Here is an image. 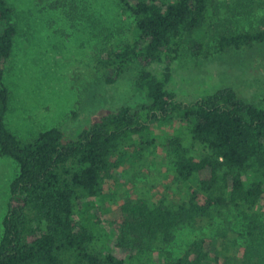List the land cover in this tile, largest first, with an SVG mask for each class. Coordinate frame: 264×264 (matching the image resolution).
Masks as SVG:
<instances>
[{"label":"trees","instance_id":"trees-1","mask_svg":"<svg viewBox=\"0 0 264 264\" xmlns=\"http://www.w3.org/2000/svg\"><path fill=\"white\" fill-rule=\"evenodd\" d=\"M119 2L134 24L101 54L98 67L114 84L137 66L135 85L146 103L101 115L75 139L56 127L22 139L5 122L10 91L3 78L17 26L0 0V158L18 167L2 220L0 264H153L154 256V264H232L230 244L219 248L214 237L195 239L180 256L168 250L179 229L210 224L230 209L243 223L241 243L230 242L236 255L244 264H264V104L246 102L231 87L180 101L166 88L168 72L154 71L157 64L168 70L185 42L197 53L202 35L217 34L222 52L263 43L264 29H223L229 20L219 16L217 0ZM173 120L184 132L162 145L171 173L165 187L131 190L104 220L98 204L104 182L120 169L125 149L141 156L146 149L135 137Z\"/></svg>","mask_w":264,"mask_h":264},{"label":"rangeland","instance_id":"rangeland-1","mask_svg":"<svg viewBox=\"0 0 264 264\" xmlns=\"http://www.w3.org/2000/svg\"><path fill=\"white\" fill-rule=\"evenodd\" d=\"M6 2L13 11L17 26V36L3 78L10 91L5 122L14 134L28 139L56 127L63 131L66 139H75L82 129L89 128L101 115L120 107L139 110L146 103L135 85L137 66L130 67L114 84L105 83L98 67L101 54L126 39L134 24L131 13L119 0ZM217 3L228 7H219V16H224V22L229 20L223 29L228 27L232 33L264 29V0H217ZM210 33L206 32L207 35ZM216 39L217 34L202 35L197 53L190 41L185 42L168 70L164 64H157L154 71L159 76L168 72L166 88L180 101L192 102L201 95L231 87L239 98L262 107L264 42L221 52L215 47ZM183 132L179 123L173 120L157 123L135 137V142L146 150L138 156L127 147L122 154L120 169L104 182L106 197L98 203L105 209L100 210L104 220L111 217L110 211L127 193L130 195L131 190L148 189L159 193L165 187L171 173L165 165L161 148L166 140ZM148 140L152 144L145 145ZM17 173L14 160L0 158V239L9 183ZM242 230L240 215L230 209L224 218H216L210 224L200 221L195 228L179 229L168 250L180 256L195 239L214 237L219 248L226 245L225 242L230 244V256L234 257L232 264H244L230 243H241ZM157 261L154 256L153 262Z\"/></svg>","mask_w":264,"mask_h":264}]
</instances>
